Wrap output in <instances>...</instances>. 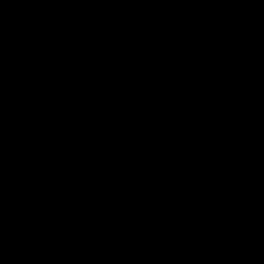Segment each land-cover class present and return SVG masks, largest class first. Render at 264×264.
I'll list each match as a JSON object with an SVG mask.
<instances>
[{"label": "water", "instance_id": "water-1", "mask_svg": "<svg viewBox=\"0 0 264 264\" xmlns=\"http://www.w3.org/2000/svg\"><path fill=\"white\" fill-rule=\"evenodd\" d=\"M0 264H264V0H0Z\"/></svg>", "mask_w": 264, "mask_h": 264}]
</instances>
